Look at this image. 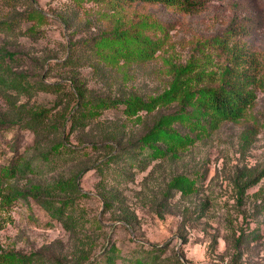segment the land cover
<instances>
[{"label":"rangeland","instance_id":"rangeland-1","mask_svg":"<svg viewBox=\"0 0 264 264\" xmlns=\"http://www.w3.org/2000/svg\"><path fill=\"white\" fill-rule=\"evenodd\" d=\"M31 10L42 16L19 14ZM230 30L235 32L227 36ZM226 36L231 48L256 58V75L249 87L256 95L254 105L240 121L220 123L198 137L187 124L173 123L172 129L183 135L189 132L195 142L157 157L145 171L129 168L122 174L118 164L101 172L94 167L102 160L82 169L78 183L89 197L78 198L74 207L83 218L79 230L90 236L85 240L90 254L99 251L94 229L103 215L97 194L104 180L106 188L123 198L138 216L131 234L113 224L108 214L103 217L105 231L114 234L111 264H130L138 252L142 257L155 253L160 264H264V179L249 189L243 200L237 199L234 188L236 175L244 168L264 169V0H210L205 10L193 14L162 4L125 0H33L32 6L26 0H0V51L25 59L28 80L37 72L47 82L61 76L59 70L47 74L48 64L38 70L34 64L37 58L63 61L69 43H75L79 53H89L95 44L97 52L107 56L99 63L113 70L114 90L121 83L125 92L146 103L156 101L152 112L141 110L127 117L121 106L102 111L96 119L123 123L128 136L136 134V138L160 115L173 114L182 107L177 102L164 106L162 97L172 86L184 85L190 90L213 87L227 69L237 67L236 59L217 44ZM85 70L87 74L91 68ZM95 88L102 96L106 91L102 82ZM2 93L0 82V111L4 107ZM52 99L37 94L30 102L49 105ZM87 135L78 137L89 140L91 131ZM33 139L29 131L18 127L0 132V176L2 169L19 160L22 165L18 176L8 178L5 185L21 190L31 184L49 186L79 171L69 158L49 166L35 162L38 156L32 149ZM97 158L99 155L92 161ZM29 159L33 163L27 169L23 163ZM174 178L191 182L193 191L183 195L176 188L169 189ZM0 218L4 251L28 257V264H80L82 245L35 196L18 198ZM82 224L89 231L85 232ZM152 247L159 251L149 252ZM94 260L91 257L90 261Z\"/></svg>","mask_w":264,"mask_h":264},{"label":"trees","instance_id":"trees-1","mask_svg":"<svg viewBox=\"0 0 264 264\" xmlns=\"http://www.w3.org/2000/svg\"><path fill=\"white\" fill-rule=\"evenodd\" d=\"M125 1L176 7L185 14L203 11L210 2V0ZM26 4L32 6L33 0H26ZM14 11L17 12L15 7ZM34 13L42 14L38 10H31L28 14H19L22 17L25 15L30 17ZM14 27L15 24L9 26L10 29ZM234 32L233 30L228 31L227 36ZM119 36L122 37L123 33ZM227 36L217 44L222 50L228 51L233 59H236L237 67L233 71L227 69L219 84L213 87L190 90L184 85L172 86L162 97L164 106L177 102V105L182 107L173 114L160 115L151 126L145 127L137 138V135L133 133L128 136L129 133L123 128V123L116 124L108 119L104 121L96 119L102 111L118 109L121 106L127 117H132L141 110L152 112L155 110L156 101L146 103L139 96L125 92L121 83H118V89L114 90L115 81H112L111 76L113 70L99 63L101 58L105 61L107 56L100 55L95 44L90 46L89 53H79V47L75 43H69L66 50L68 55L63 61L58 57L37 58L34 64L38 70H43L48 64L47 74L51 71H60L61 76L54 82H47L39 72L28 80L24 72L25 59L23 57L17 59L8 51H0V82L4 97V107L0 111V132L15 127L29 131L34 137L32 149L35 156H38L35 162L41 161L49 166L69 158L72 164H76L77 168L80 167L77 173H73L67 179H58L49 186L31 184L25 190L5 185L8 178L18 176L22 169L20 160L2 169L0 217L3 211L18 198L33 195L55 214L71 237L82 245L78 256L80 264L90 261L91 257L95 260L90 261L89 264H111L113 250H115L114 234L109 235V232L105 231L107 227L103 224V217L108 214L113 224L117 223V227L131 234L130 229L133 228V222L138 220V216L123 198L115 195L112 189L106 188L105 181L101 180L97 195L104 210L101 219L97 218L98 227L94 229L98 232L99 241L96 245L99 251L94 255L90 254L91 251L85 247L88 244L85 240H89L90 236L79 230V223L83 218L78 211L79 208L74 207L76 206L74 201L78 198L89 197L88 193L79 187L80 171L99 160H102L101 164L94 168L101 172L118 164L122 174L126 173L129 168L145 171L157 157L168 156L172 152L175 153L177 148H184L195 142V138L189 132L183 135L172 129L173 123L187 124L190 132H197L198 137L199 134L209 133L220 123L238 122L243 119L256 99L255 93L249 88L254 83L253 79L256 75L253 69L256 65V58L253 54L241 55L235 48H231L227 42L229 40ZM121 37L117 39L123 40ZM52 58L54 61L49 63ZM243 62L246 64L241 65ZM85 68H91V70L86 74ZM99 82L103 83V88L106 90L103 96L96 94L95 85ZM116 92L120 95L114 96ZM37 94H46L53 99L49 105L31 104L30 100ZM25 98L28 100H21ZM108 123L111 124L107 125ZM92 129L97 133H93ZM89 131H91L89 140L79 139L80 133L88 136ZM2 154L3 151L0 150V156ZM98 155L99 158L92 161ZM32 163L33 161L29 159L23 164L28 165V169ZM262 179H264V169L257 171L244 168L238 172L234 182L237 199L243 200L247 191L258 185ZM174 188L183 195L193 191L192 183L183 178H174L171 181L169 189ZM82 228L85 232L89 231V229H84V224ZM0 250V263L2 264H14L15 262L16 264H28L29 262L28 257L15 251L6 252L1 246ZM152 251L159 250L152 247L149 252ZM136 255L130 260V264H160L159 257L155 253L150 257H142L141 252Z\"/></svg>","mask_w":264,"mask_h":264}]
</instances>
